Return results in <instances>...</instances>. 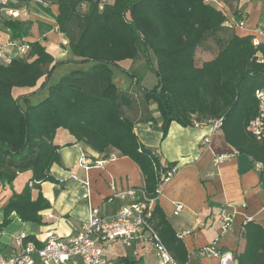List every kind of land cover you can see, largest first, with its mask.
<instances>
[{"label":"trees","instance_id":"obj_1","mask_svg":"<svg viewBox=\"0 0 264 264\" xmlns=\"http://www.w3.org/2000/svg\"><path fill=\"white\" fill-rule=\"evenodd\" d=\"M232 6L236 0H222ZM58 30L76 63V68L46 88V95L31 102L16 96V88H33L51 76L54 57L37 41L28 43L25 56L0 63V183L11 184L19 173L29 172L21 191H12L2 207L0 232L11 214L23 222L41 224V212L50 204L39 193L31 199L32 186L53 181L50 166L59 161L54 137L65 130L70 141L84 142L98 152L112 149L139 167L142 189L152 198L151 221L177 264H189L182 238L157 203L163 175L176 168L154 148L144 145L134 133L137 121L155 123L150 105L160 115L162 136L171 122L181 126L210 123L221 118V134L236 152L259 165L258 179L264 192V140L247 132L257 114L255 90L264 88V43L253 44L252 35H237L226 26V14L210 0H56ZM236 22L241 13L232 9ZM152 50L156 83L119 88L112 68ZM211 55L200 60L198 51ZM42 84L40 86H42ZM28 239L41 242L33 236ZM238 264H264V229L251 220L240 232ZM123 264H137L121 256Z\"/></svg>","mask_w":264,"mask_h":264},{"label":"crops","instance_id":"obj_2","mask_svg":"<svg viewBox=\"0 0 264 264\" xmlns=\"http://www.w3.org/2000/svg\"><path fill=\"white\" fill-rule=\"evenodd\" d=\"M210 2L225 12V25L233 26L235 34L252 35L264 43V0H236L232 6L222 0ZM233 8L241 13V22L234 20ZM57 14L56 0H8L3 7L0 46L4 51L19 57L20 45L37 41L53 55L55 63L50 78L44 84L41 79L36 87L16 88L12 92L14 97L26 95L31 99L51 84L55 72L63 73L58 81L76 68L83 69L80 63L75 62L67 39L58 30ZM200 52V60L209 58L205 57L206 51ZM153 105H150V110L155 123L149 125L137 121L134 133L144 145L154 148L167 161L176 163L174 174L159 189L157 203L173 229L181 234L189 252V264H217L216 257L199 256L197 251L215 242L221 251L235 254L241 247L240 232L245 221L252 219L264 229V192L259 185V166L246 155L236 152L225 142L221 131H213L208 123L181 126L171 122L167 133L162 136L160 115L153 112ZM57 134L53 141L60 146L59 161L50 166L54 180L41 182L30 190L32 200L41 193L50 206L40 211L43 220L40 225L23 222L11 214V221L0 232V248L6 256L16 251L14 237L19 233L25 232L41 243L51 231L63 237L74 235L88 220L91 209H98L101 217L112 216L126 202L113 194L142 187L139 167L130 158L120 156L112 149L98 152L84 142L65 145L71 139L68 133L59 139H56ZM219 155H226V158L215 165L213 160ZM82 160H86L85 165ZM29 176V172L23 171L12 184L21 177H24L25 184ZM1 185L8 186L5 183ZM23 186L21 184L13 191L19 192ZM178 206L182 207L179 211ZM223 207H228L233 214L232 226L219 236V212ZM183 232L188 233L182 235ZM150 251L154 249L150 248ZM148 252L139 256H131L129 252L123 256L144 264L143 258ZM120 257L114 260V264H123L118 260Z\"/></svg>","mask_w":264,"mask_h":264},{"label":"built area","instance_id":"obj_3","mask_svg":"<svg viewBox=\"0 0 264 264\" xmlns=\"http://www.w3.org/2000/svg\"><path fill=\"white\" fill-rule=\"evenodd\" d=\"M7 1L0 0V14ZM259 43L260 41L254 37L253 44ZM28 49V45H20L19 56H25ZM14 57L8 55L0 46V63L7 64ZM259 60L264 62L262 54H259ZM254 96L257 100V114L249 122L247 132L257 140H264V88L255 90ZM208 124L213 131L220 130L222 119H215ZM225 158L226 155H219L213 162L217 165ZM82 163L85 165L86 160H82ZM175 170L172 168L163 175L164 182ZM113 195L126 200L114 215L101 217L98 209L93 208L79 232L63 237L51 231L40 246H37L34 240L28 239L25 232H21L14 237L16 248L14 253L6 256L0 250V264H114V260L106 254L115 243L128 248L131 256L143 255L152 248L155 264H177L153 227L152 198H148L142 188L120 190ZM181 208L178 206L177 210ZM232 216L228 207L220 209L219 236H223L231 229ZM186 233L188 232H183L182 235ZM179 236L181 237V234ZM197 255L216 257L217 264H238L239 261L235 254L221 251L215 242L199 249Z\"/></svg>","mask_w":264,"mask_h":264},{"label":"rangeland","instance_id":"obj_4","mask_svg":"<svg viewBox=\"0 0 264 264\" xmlns=\"http://www.w3.org/2000/svg\"><path fill=\"white\" fill-rule=\"evenodd\" d=\"M197 56H202L200 49L197 53ZM206 58L211 57L210 54L205 56ZM156 64V58L152 50L148 49L146 52L140 54L136 59L133 60H124L120 63V67L112 68V80L119 87L123 89H128L131 86L139 85L141 88L149 89L153 87L156 83V76L154 74V67ZM90 66V63H81V68L87 70ZM63 73L57 71L55 72V77L50 80V83L53 84L57 81L58 77ZM50 85V84H49ZM46 95V89L40 92L39 95H33L31 97V102L34 103L42 99ZM153 112L157 113L156 106H152ZM158 114V113H157ZM63 134H67L65 130L59 129L56 139L62 137ZM24 185V177L19 178L15 181L13 186L3 187L0 183V213L2 207L5 205L9 199V195L13 190L19 189L20 185ZM2 220V215H0V222ZM6 229V227H3ZM3 248H0L2 250ZM130 250L126 247L121 246L120 244L115 243L111 250L107 252V256L113 260H116L118 256H123L129 254ZM144 264H155L156 259L154 256V251L148 252L143 258Z\"/></svg>","mask_w":264,"mask_h":264}]
</instances>
